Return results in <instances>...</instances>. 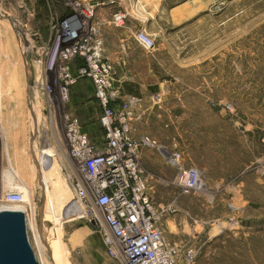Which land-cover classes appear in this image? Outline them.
Masks as SVG:
<instances>
[{
    "label": "rangeland",
    "instance_id": "1",
    "mask_svg": "<svg viewBox=\"0 0 264 264\" xmlns=\"http://www.w3.org/2000/svg\"><path fill=\"white\" fill-rule=\"evenodd\" d=\"M93 1L102 3L99 9L117 8L110 22L119 29L105 45L99 9L91 21L79 18L98 31L91 54L111 59L122 95L138 96L144 84L162 96L161 108L153 100V109L143 108L134 136L176 140L185 165L202 174L203 190L184 193L174 183L177 170L158 152L142 154L155 203L170 207L160 225L183 247L180 264H264V0H129L130 11L119 0H0V202L27 187L28 236L39 263L122 264L67 174L79 177L65 138L71 124L98 149L105 144L93 79L80 73L85 56L66 52L65 59L58 47L65 45L59 30L73 17L62 22ZM145 10L147 19H135ZM115 13L124 15L122 22ZM126 26L129 35L122 33ZM13 28L28 35V52ZM137 32L155 46L148 49ZM56 182L64 190L58 199ZM47 200L58 203L57 214L46 211Z\"/></svg>",
    "mask_w": 264,
    "mask_h": 264
},
{
    "label": "built area",
    "instance_id": "2",
    "mask_svg": "<svg viewBox=\"0 0 264 264\" xmlns=\"http://www.w3.org/2000/svg\"><path fill=\"white\" fill-rule=\"evenodd\" d=\"M91 5L93 3L80 6L62 23L73 16L78 19L84 17L83 21H87L95 14ZM89 25L87 22L80 24L81 29L75 33L78 37L65 45L59 41L58 47L64 46L61 50L66 54L65 59L76 51L85 56L87 65L80 73L93 79L96 98L102 107L99 123L104 130L105 144L98 149L84 130L71 124L65 138L70 144L72 169L79 177L74 181L69 172L67 174L78 198L100 219L105 228L104 242L114 255L119 256L122 264H180L183 247L168 240L160 225L161 218L170 207L155 203L153 184L142 165V154L146 150L158 152L169 166L177 170L174 183L184 193L203 190L201 171L196 166L185 165V151L176 140L167 145L150 135L134 136L135 123L143 116L144 100L134 95L123 96L115 84L111 59L91 54V50H97L100 41L96 38L98 31L93 29L94 33L91 32ZM85 29L87 33L83 38ZM67 33L59 30L58 38L65 37ZM136 39L148 49L155 46L144 32H137ZM89 65H93L96 75ZM152 100L162 107L160 93L153 95ZM7 197L10 199L2 198L1 202L11 206L23 203L22 191L13 190ZM187 252V258L192 261L193 249Z\"/></svg>",
    "mask_w": 264,
    "mask_h": 264
},
{
    "label": "water",
    "instance_id": "3",
    "mask_svg": "<svg viewBox=\"0 0 264 264\" xmlns=\"http://www.w3.org/2000/svg\"><path fill=\"white\" fill-rule=\"evenodd\" d=\"M0 264H40L29 240L23 211H0Z\"/></svg>",
    "mask_w": 264,
    "mask_h": 264
},
{
    "label": "bare ground",
    "instance_id": "4",
    "mask_svg": "<svg viewBox=\"0 0 264 264\" xmlns=\"http://www.w3.org/2000/svg\"><path fill=\"white\" fill-rule=\"evenodd\" d=\"M91 3H93V5H91V7L92 8H95V12H96V10H98L99 9V7L100 6H102V3H100V2H91ZM124 16V15H123ZM123 16L122 15H120V14H118V16H116L115 18H117V22H122L123 21ZM145 17V13H139V14H137V16H136V18L137 19H143ZM88 21H91L92 20V17L89 19H87ZM79 21H81V20H79L78 19V17H74L73 16V18H71V19H69V22L68 23H66V24H63L62 25V28H63V30H66L68 33H67V35L65 36V37H63L62 39H61V41L63 42V43H67V42H71L72 40H75L78 36H75V33L76 32H78L80 29H81V27H80V24H82V22H79ZM93 25H97L95 22H93ZM91 30H93V27H92V29ZM21 36V35H20ZM20 36H19V38L17 37V40L16 41H18V44H19V46H20V49L21 50H25L26 52H28V49H27V41H24V38L25 37H27V36H24V37H22L21 38V40H20ZM1 39H2V37H1ZM4 40V39H3ZM0 45H3V47H4V44L0 41ZM10 47V46H9ZM24 48V49H23ZM55 48H57V46H55ZM54 48V49H55ZM33 49V48H32ZM58 50V49H57ZM23 53V52H22ZM49 55V53L47 54V56ZM61 55V50L59 51V53H58V56H60ZM26 56V55H25ZM8 58V57H7ZM27 58V57H26ZM26 60V59H25ZM25 63V62H24ZM16 65V64H15ZM27 65V64H26ZM90 66V65H89ZM28 67V66H27ZM41 68H42V66H41ZM30 70V69H29ZM90 70L92 71V73H93V75H96L97 74V72H96V70H95V68H93V65L92 66H90ZM8 72V71H7ZM17 74V73H16ZM29 75H31V74H29ZM1 77V76H0ZM15 78V77H14ZM16 79H17V77H16ZM17 82L18 81H15V84H12V85H16L17 86ZM11 86V85H10ZM9 88V87H8ZM15 88V87H14ZM13 89V88H12ZM10 90V89H9ZM35 112V111H34ZM45 152V151H44ZM44 154H46V153H44ZM37 161V160H36ZM51 171L50 172H48L47 174H46V176L44 177V179L46 180V182H48L49 181V183L51 182ZM54 174V173H53ZM54 176V175H53ZM52 181H53V178H52ZM65 181V180H64ZM53 183V182H52ZM56 184V190H58L57 192H56V194L54 195V199H58V196L59 195H62L63 194V192H64V190H59V188H62V186H61V183H55ZM69 187V186H68ZM46 189H48V186L46 187ZM51 192V191H50ZM61 192V194H59ZM68 192V191H67ZM69 194V193H68ZM66 195V194H65ZM70 196V195H69ZM28 189H27V187H26V189H23V192H22V200H23V203H21V204H13L12 206H11V204L10 203H7V205L5 206V205H2L1 207H4V209L3 210H5V209H8V210H19V211H23L24 213H26V208L28 207L27 205H29V199H28ZM9 198V197H8ZM10 199V198H9ZM71 199V198H70ZM73 199V198H72ZM53 201V200H52ZM72 201V200H71ZM1 203V202H0ZM74 203V202H73ZM55 204V205H54ZM58 203L55 201V203H51L49 200H47V205L45 206L46 207V211H48V210H50V212L52 213V214H57V212H58V210H59V207H58V205H57ZM44 206V205H43ZM48 207V208H47ZM75 208V207H74ZM44 209V208H43ZM45 211V213H47ZM72 211V210H71ZM49 212V211H48ZM43 213V212H42ZM35 214V213H34ZM68 214V213H67ZM76 214V213H75ZM43 215V214H42ZM35 216V215H34ZM34 216H33V218H34ZM59 217V216H58ZM46 218V217H45ZM50 218V217H49ZM61 219V218H60ZM39 236H41V240H43V238H42V235H41V232H39ZM44 242V241H43ZM46 243V242H45ZM60 248V247H59Z\"/></svg>",
    "mask_w": 264,
    "mask_h": 264
},
{
    "label": "crops",
    "instance_id": "5",
    "mask_svg": "<svg viewBox=\"0 0 264 264\" xmlns=\"http://www.w3.org/2000/svg\"><path fill=\"white\" fill-rule=\"evenodd\" d=\"M119 1H123L124 2V6L130 11V9H129V7H130V1L129 0H119ZM143 4L145 6H147L148 2L146 4L145 3H143ZM119 7L122 8L121 6H119ZM116 10H117V8L114 7V6H107L105 8L99 9L98 12H97L98 17L105 19V21L107 22V24L103 25L102 28H101L102 38H104L105 45H108L109 44L108 41H107V39L108 40H111L112 38H115L114 37V28L119 29L118 27H116L115 25H113L110 22L111 21V18L113 16V13ZM145 14H146V19H147V12H146V10H145ZM132 17H134V16H132ZM135 19H137V18L135 17ZM122 33L123 34H126V35H129V31H128L127 26L122 28ZM123 47H124V45H123ZM106 48H107V46L105 47V49ZM107 49L109 50V48H107ZM123 80H124V76H122L121 77V80H119V81L122 82ZM140 87L141 88H140V92H138V96L144 97L143 98L144 102H143V106H142L141 109L143 110V108H144V111L146 112V111H148L150 109H153L155 107V106H149V104L152 102V93L148 90V85L142 84V85H140ZM132 94H137V92L136 93H132ZM126 95H128V94L125 93V95H123V96H126ZM174 128H175L176 133H177L178 127L177 126H174ZM158 156L161 157V160L164 162L165 165L169 166L166 163L165 159L160 154ZM169 167H171V166H169ZM149 177L151 179V183L154 185L153 177H151L150 175H149ZM153 190H154V188H153Z\"/></svg>",
    "mask_w": 264,
    "mask_h": 264
},
{
    "label": "flooded vegetation",
    "instance_id": "6",
    "mask_svg": "<svg viewBox=\"0 0 264 264\" xmlns=\"http://www.w3.org/2000/svg\"><path fill=\"white\" fill-rule=\"evenodd\" d=\"M0 24H3V23H0ZM13 29H14V28H13ZM14 32H15V35H17L18 38H19V36L21 35V36H20V40H21L22 37L27 36V34L24 33V35H23V33L21 34V33H19L18 31H16L15 29H14ZM26 38H27V37L24 38V41H26ZM27 46H30L29 43H27ZM41 86H42V83H41Z\"/></svg>",
    "mask_w": 264,
    "mask_h": 264
},
{
    "label": "trees",
    "instance_id": "7",
    "mask_svg": "<svg viewBox=\"0 0 264 264\" xmlns=\"http://www.w3.org/2000/svg\"><path fill=\"white\" fill-rule=\"evenodd\" d=\"M130 92H131V93H136V92L132 91V89L130 90Z\"/></svg>",
    "mask_w": 264,
    "mask_h": 264
}]
</instances>
